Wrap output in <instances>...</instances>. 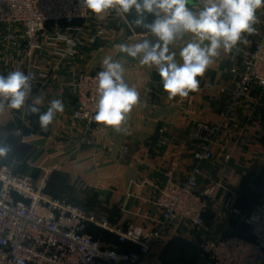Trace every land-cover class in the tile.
<instances>
[{"label": "crops", "instance_id": "obj_1", "mask_svg": "<svg viewBox=\"0 0 264 264\" xmlns=\"http://www.w3.org/2000/svg\"><path fill=\"white\" fill-rule=\"evenodd\" d=\"M102 23L103 36L86 43L73 58L59 60L46 52L37 54L39 64L51 74L45 84L32 91L26 104L40 98L38 106L44 112L53 99H60L64 112L57 113L48 130L42 131L38 115L27 114L26 108L0 111V144L11 148L7 156L0 157V166L9 165L19 174L46 175L49 194L79 205L90 216L106 218L111 228L134 223L152 229L160 217L155 200L163 174L174 171L180 177L187 175L199 144L191 138V131L195 123L205 122L219 130L213 145L214 158L203 165L200 188L206 187L208 179L223 175L238 190L239 205L250 208L264 199V102L254 109L257 91H253L227 119L222 116L228 95L220 87L229 81L228 71L238 59V45L230 53L221 50L204 76L198 77V91L190 92L187 98L169 99L154 68L140 65L139 58L118 49L121 44L144 39L155 42L156 38L146 29L135 32L114 10ZM95 28L96 22L90 32L94 33ZM191 38L186 34L183 40L170 45L177 61L181 60L180 49ZM244 39L246 45L252 43L251 35L244 34ZM105 56L124 66L125 81L140 93V103L120 131L104 125L100 132L86 130L83 122L72 117L76 104L69 84L79 71L102 69ZM11 71L14 69L9 65L0 66V75L7 76ZM24 122V131L35 136L20 141L14 133ZM85 140L91 144L86 145ZM123 147H127V154L121 160ZM249 186L254 190L251 204L243 196ZM217 197H222L221 191H217ZM205 224L204 234L215 239L228 235L234 221L213 206L205 216ZM87 232L105 246L121 252L136 251L135 245L120 243L114 233L95 224H89ZM198 234L191 226L184 227L174 236L165 237L138 264H206L192 245Z\"/></svg>", "mask_w": 264, "mask_h": 264}, {"label": "built area", "instance_id": "obj_2", "mask_svg": "<svg viewBox=\"0 0 264 264\" xmlns=\"http://www.w3.org/2000/svg\"><path fill=\"white\" fill-rule=\"evenodd\" d=\"M111 14L109 10L98 18L81 9L80 0H0V66L34 73L31 97L51 74L39 64L37 54L46 52L59 60L75 57L86 43L103 36L102 21ZM256 14L259 23L254 25L252 43L238 44V59L229 68V81L220 87L228 95L224 119L253 91H257L254 109L264 102V7ZM95 22L97 28L92 33L90 27ZM101 70L79 71L69 84L76 104L72 117L83 122L86 130L97 132L103 125L96 124L92 117L97 100L96 75ZM24 125L14 133L20 141L35 136L25 132ZM218 130L216 125L195 123L190 134L199 142L194 165L185 177L174 171L163 174L155 200L160 217L152 229L134 223L111 228L106 218L90 216L79 205L49 194L46 175L19 174L9 165L0 166V264H138L165 237L188 226L199 233L192 245L206 264H264V200L251 212L242 211L237 204L238 190L223 175L208 179L206 187L200 188L203 165L214 158ZM83 143L90 145L91 141ZM126 154L127 147H123L119 158L124 160ZM217 191L222 197H217ZM213 206L237 223L228 235L215 239L204 234L205 216ZM89 224L111 231L120 243L135 245L136 251L121 252L103 245L87 232ZM240 225L248 228L251 239L240 235Z\"/></svg>", "mask_w": 264, "mask_h": 264}, {"label": "clouds", "instance_id": "obj_3", "mask_svg": "<svg viewBox=\"0 0 264 264\" xmlns=\"http://www.w3.org/2000/svg\"><path fill=\"white\" fill-rule=\"evenodd\" d=\"M190 0H80L81 9H86L98 18L109 10L118 15L136 14L135 26L146 29L155 42L144 39L134 44H121L120 52L139 58L142 66L155 69L162 81L163 90L169 99L187 98L190 92L200 88V80L220 57L221 50L230 53L239 43L246 42L244 34H253L259 23L257 11L264 7V0H197L189 7ZM153 17L145 22L147 15ZM186 34L191 39L180 49V61L170 45L183 40ZM182 61V62H181ZM102 70L96 75L97 100L92 120L97 124L122 130L129 114L140 103V93L124 78V66L105 56ZM34 73L14 70L7 76L0 75V111L27 109V114L38 115L42 131H47L57 113L64 112L60 99H53L47 111L42 112V100L26 104L32 89ZM11 151L10 146L0 144V157Z\"/></svg>", "mask_w": 264, "mask_h": 264}, {"label": "trees", "instance_id": "obj_4", "mask_svg": "<svg viewBox=\"0 0 264 264\" xmlns=\"http://www.w3.org/2000/svg\"><path fill=\"white\" fill-rule=\"evenodd\" d=\"M152 19H153V17L152 16H150V17H148L147 19H145V22L146 23H150L151 21H152ZM141 29H143V28H141ZM145 30V29H144ZM30 173H32V174H34V175H36L35 174V172L33 173V172H30ZM258 183V185L260 184V181L259 182H257ZM261 185V184H260ZM250 187V186H249ZM250 191V192H249ZM248 192L246 191V193H244V195L243 196H245V199H244V201H248V202H250V204H251V202H252V196L251 195H253L254 194V190L252 189V187H250V190H249ZM256 193V192H255ZM250 198V199H249ZM246 203V205H249V203ZM237 204H238V202H237ZM257 204V203H256ZM238 206L241 208V210L242 211H244V212H246V213H249V212H251V210L253 209V207H250V208H247V206H244L243 204H238ZM236 224L237 223H235L234 222V224H233V226H236ZM240 235L241 236H243L244 238H246V239H251V235H250V233H249V230H248V228L246 227V226H241L240 225ZM129 244H131V243H129ZM196 248V247H195ZM197 249V248H196ZM198 250V249H197ZM199 251V250H198ZM200 252V251H199Z\"/></svg>", "mask_w": 264, "mask_h": 264}, {"label": "water", "instance_id": "obj_5", "mask_svg": "<svg viewBox=\"0 0 264 264\" xmlns=\"http://www.w3.org/2000/svg\"><path fill=\"white\" fill-rule=\"evenodd\" d=\"M197 1L196 0H190V3H189V6H193V5H196ZM151 15H147L145 19H147L148 17H150ZM136 14H135V11L133 10L130 14H126V19L127 21L129 22L130 26L132 27V29L135 31V32H140L141 28L142 27H136L135 26V20H136Z\"/></svg>", "mask_w": 264, "mask_h": 264}, {"label": "rangeland", "instance_id": "obj_6", "mask_svg": "<svg viewBox=\"0 0 264 264\" xmlns=\"http://www.w3.org/2000/svg\"><path fill=\"white\" fill-rule=\"evenodd\" d=\"M262 200H264V199H262Z\"/></svg>", "mask_w": 264, "mask_h": 264}]
</instances>
